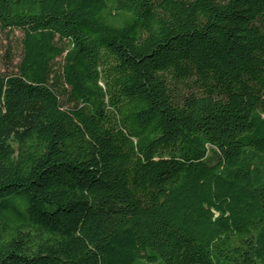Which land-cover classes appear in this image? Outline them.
<instances>
[{
  "label": "trees",
  "instance_id": "16d2710c",
  "mask_svg": "<svg viewBox=\"0 0 264 264\" xmlns=\"http://www.w3.org/2000/svg\"><path fill=\"white\" fill-rule=\"evenodd\" d=\"M0 264H264V0H0Z\"/></svg>",
  "mask_w": 264,
  "mask_h": 264
},
{
  "label": "rangeland",
  "instance_id": "374dc122",
  "mask_svg": "<svg viewBox=\"0 0 264 264\" xmlns=\"http://www.w3.org/2000/svg\"><path fill=\"white\" fill-rule=\"evenodd\" d=\"M21 35L19 32H15L9 39H7L5 33L0 31V70H3L7 66L11 68L12 65L7 64V61L4 57L5 50L8 47H11L12 55H13V66L17 64L18 58L20 56V44L19 40Z\"/></svg>",
  "mask_w": 264,
  "mask_h": 264
}]
</instances>
